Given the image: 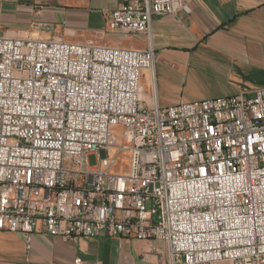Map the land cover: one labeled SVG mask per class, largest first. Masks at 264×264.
Listing matches in <instances>:
<instances>
[{"label":"built area","instance_id":"built-area-1","mask_svg":"<svg viewBox=\"0 0 264 264\" xmlns=\"http://www.w3.org/2000/svg\"><path fill=\"white\" fill-rule=\"evenodd\" d=\"M184 11L122 0L109 30L146 50L0 36V232L28 250L37 233L105 236L161 242L167 264H264V88L142 101L152 21Z\"/></svg>","mask_w":264,"mask_h":264},{"label":"crops","instance_id":"crops-1","mask_svg":"<svg viewBox=\"0 0 264 264\" xmlns=\"http://www.w3.org/2000/svg\"><path fill=\"white\" fill-rule=\"evenodd\" d=\"M188 11L152 21L148 108L221 99L264 88V0H184ZM122 0H0V36L146 50L145 38L109 30ZM168 247L134 238L63 240L0 232V264H167Z\"/></svg>","mask_w":264,"mask_h":264},{"label":"rangeland","instance_id":"rangeland-1","mask_svg":"<svg viewBox=\"0 0 264 264\" xmlns=\"http://www.w3.org/2000/svg\"><path fill=\"white\" fill-rule=\"evenodd\" d=\"M128 155H129L128 153L124 154V156H128ZM124 156L122 155V157H119V164H120V165H121L122 162H123V158L125 159ZM88 161H89V164H90L92 167L97 166V165H98V157H97V155H96V154H91V155L89 156V158H88ZM126 164H127V162H126Z\"/></svg>","mask_w":264,"mask_h":264}]
</instances>
